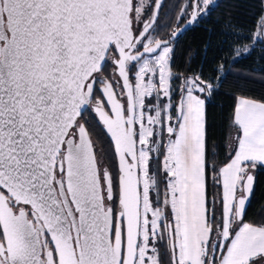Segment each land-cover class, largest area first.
Masks as SVG:
<instances>
[{"label": "snow or ice", "instance_id": "1", "mask_svg": "<svg viewBox=\"0 0 264 264\" xmlns=\"http://www.w3.org/2000/svg\"><path fill=\"white\" fill-rule=\"evenodd\" d=\"M213 3L188 0L178 22ZM163 5L0 0V264H264V220L245 219L264 100L237 98L211 163L216 78L173 71L183 29L154 35Z\"/></svg>", "mask_w": 264, "mask_h": 264}, {"label": "trees", "instance_id": "2", "mask_svg": "<svg viewBox=\"0 0 264 264\" xmlns=\"http://www.w3.org/2000/svg\"><path fill=\"white\" fill-rule=\"evenodd\" d=\"M210 8L173 41V71L185 75L202 72L205 79L216 78L206 112L208 158L219 166L231 151L236 98L264 100V43L251 39L264 15V0H215ZM172 20V13L161 17L158 26L164 36L173 28ZM246 47L251 51L245 52ZM250 171L254 188L245 219L259 222L264 220V166Z\"/></svg>", "mask_w": 264, "mask_h": 264}, {"label": "flooded vegetation", "instance_id": "3", "mask_svg": "<svg viewBox=\"0 0 264 264\" xmlns=\"http://www.w3.org/2000/svg\"><path fill=\"white\" fill-rule=\"evenodd\" d=\"M180 11H181V0H164V5L162 6L160 15L158 17L157 25H159L161 17H163L164 14L167 13L169 16L170 13H172V15H173L172 27L173 28L171 29V31L166 36H164L163 34L160 33L159 35H157L158 37L168 38L169 35L173 32V30L177 29L186 20L185 19L182 23H180V19H179V22H178V16H179ZM156 32H161V26L157 27ZM93 139L97 141L99 149L104 154L102 156V159L105 162H109V148H108V144L106 142L105 134L103 133V131L101 129L97 128L95 130V134L93 136Z\"/></svg>", "mask_w": 264, "mask_h": 264}, {"label": "water", "instance_id": "4", "mask_svg": "<svg viewBox=\"0 0 264 264\" xmlns=\"http://www.w3.org/2000/svg\"><path fill=\"white\" fill-rule=\"evenodd\" d=\"M192 24V23H191ZM191 24H187V22H186V20L177 28V29H183V31L188 27V26H190ZM177 29H175V30H177ZM182 31V32H183ZM181 33V32H180ZM171 35V34H170ZM170 35H169V37H170ZM178 36V35H177ZM176 36V37H177ZM251 172V174L253 175V173H252V171H250ZM253 177H254V175H253ZM250 200H251V198H250ZM249 203H250V201H249ZM249 203L246 205V210H247V208H248V205H249Z\"/></svg>", "mask_w": 264, "mask_h": 264}, {"label": "rangeland", "instance_id": "5", "mask_svg": "<svg viewBox=\"0 0 264 264\" xmlns=\"http://www.w3.org/2000/svg\"><path fill=\"white\" fill-rule=\"evenodd\" d=\"M214 1H215V0H214ZM181 2H182V3H181V9H182V6H183L184 4H186V3L188 2V0H182ZM180 12H181V11H180ZM176 18H177V17H176ZM180 21H181V18H180ZM160 33L162 34V32H155L154 35H159Z\"/></svg>", "mask_w": 264, "mask_h": 264}, {"label": "crops", "instance_id": "6", "mask_svg": "<svg viewBox=\"0 0 264 264\" xmlns=\"http://www.w3.org/2000/svg\"><path fill=\"white\" fill-rule=\"evenodd\" d=\"M238 97H240V96H238ZM238 97H237V98H238ZM237 98H236V100H235V104H236V102H237Z\"/></svg>", "mask_w": 264, "mask_h": 264}]
</instances>
